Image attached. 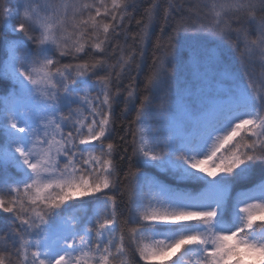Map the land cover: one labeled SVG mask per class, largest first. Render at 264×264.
Instances as JSON below:
<instances>
[{"label": "snow or ice", "instance_id": "6c2138e0", "mask_svg": "<svg viewBox=\"0 0 264 264\" xmlns=\"http://www.w3.org/2000/svg\"><path fill=\"white\" fill-rule=\"evenodd\" d=\"M0 219V264H264V0H0Z\"/></svg>", "mask_w": 264, "mask_h": 264}, {"label": "trees", "instance_id": "16d2710c", "mask_svg": "<svg viewBox=\"0 0 264 264\" xmlns=\"http://www.w3.org/2000/svg\"><path fill=\"white\" fill-rule=\"evenodd\" d=\"M144 6H146V3L141 7V9H140V11L139 12H137V16H139V14H140V12H142L143 11V7ZM136 29H135V27L133 26V31H135ZM159 31V28H157L156 30H155V32L153 33V37H152V44H149V46H148V50H147V60H148V63H151V57H152V55H153V53H154V48H153V44L155 43V40H156V33ZM147 67L145 68V72H147ZM143 79V77H141V80ZM125 82H127V81H125ZM122 106V105H121ZM116 116L118 117V119H117V121H116V123H117V125H119L120 124V108L119 107H117L116 108ZM130 118V117H129ZM7 223H8V221L7 220H5V219H0V230H6V228H7Z\"/></svg>", "mask_w": 264, "mask_h": 264}]
</instances>
